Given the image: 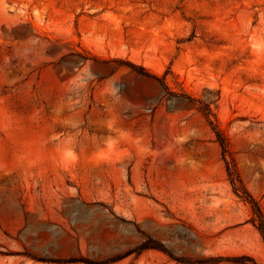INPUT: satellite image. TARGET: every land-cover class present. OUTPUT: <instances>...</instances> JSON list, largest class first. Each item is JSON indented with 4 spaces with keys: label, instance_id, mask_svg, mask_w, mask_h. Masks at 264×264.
Masks as SVG:
<instances>
[{
    "label": "rangeland",
    "instance_id": "374dc122",
    "mask_svg": "<svg viewBox=\"0 0 264 264\" xmlns=\"http://www.w3.org/2000/svg\"><path fill=\"white\" fill-rule=\"evenodd\" d=\"M182 94L264 210V0H0V264H264Z\"/></svg>",
    "mask_w": 264,
    "mask_h": 264
},
{
    "label": "trees",
    "instance_id": "16d2710c",
    "mask_svg": "<svg viewBox=\"0 0 264 264\" xmlns=\"http://www.w3.org/2000/svg\"><path fill=\"white\" fill-rule=\"evenodd\" d=\"M131 67L135 69L137 73L143 76L154 77V78L156 77L154 74H152L148 69L144 67L135 66L133 64ZM163 85L166 89H168V86L165 83V81L163 82ZM180 96H183L184 98L188 100H194L197 103H199V107H197V109L207 120L208 125L210 126L212 132L214 133L216 141L222 150L223 159H224L225 167H226V173L228 176V180L231 183L232 190L238 198H240L242 201H244L250 206V209L252 212L251 222L254 225V227L257 229V231L259 232L263 240V243H264V210L262 208L260 201L256 199L247 190V188L243 184L242 178L238 172L236 164L234 163L233 158H231L230 139L225 133V131L222 129V127L219 125L218 119L211 107V104L203 101L200 98H194L188 94H182ZM229 156L231 160L228 159ZM146 250H159V251L168 253L163 247V244L158 243L151 238L143 242L132 253H135L136 256H140ZM169 255L170 257H172L171 254ZM175 260L178 263L193 264L192 262H188L186 260H180V259H175ZM214 261L215 262H205V263L221 264L224 261H230L234 264H260L254 257L249 256V255H243V256H238V257H228V258L220 257L218 258V260H214ZM196 264H199V263H196Z\"/></svg>",
    "mask_w": 264,
    "mask_h": 264
}]
</instances>
